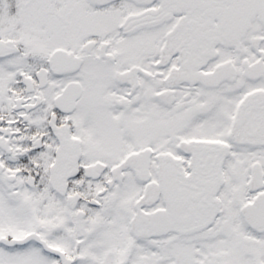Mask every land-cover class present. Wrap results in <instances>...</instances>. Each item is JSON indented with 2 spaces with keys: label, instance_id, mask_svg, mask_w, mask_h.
<instances>
[{
  "label": "snow or ice",
  "instance_id": "snow-or-ice-1",
  "mask_svg": "<svg viewBox=\"0 0 264 264\" xmlns=\"http://www.w3.org/2000/svg\"><path fill=\"white\" fill-rule=\"evenodd\" d=\"M0 264H264V0H0Z\"/></svg>",
  "mask_w": 264,
  "mask_h": 264
}]
</instances>
